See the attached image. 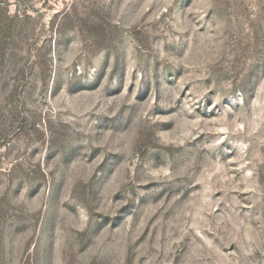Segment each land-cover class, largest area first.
I'll return each instance as SVG.
<instances>
[{"label":"rangeland","instance_id":"rangeland-1","mask_svg":"<svg viewBox=\"0 0 264 264\" xmlns=\"http://www.w3.org/2000/svg\"><path fill=\"white\" fill-rule=\"evenodd\" d=\"M0 264H264V0H0Z\"/></svg>","mask_w":264,"mask_h":264}]
</instances>
